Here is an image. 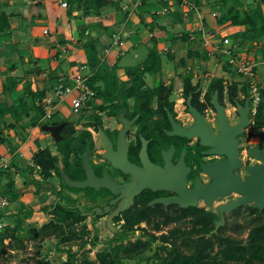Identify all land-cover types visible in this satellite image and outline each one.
<instances>
[{
  "label": "flooded vegetation",
  "instance_id": "flooded-vegetation-1",
  "mask_svg": "<svg viewBox=\"0 0 264 264\" xmlns=\"http://www.w3.org/2000/svg\"><path fill=\"white\" fill-rule=\"evenodd\" d=\"M174 65L175 71L172 73L174 80H180L181 83L178 90L180 89L182 98L176 100L181 101V111L175 100L170 97L167 99L168 103H165L164 99L160 101L154 96L149 109H137L131 98L126 100L114 98L110 101L100 98L93 109L77 110L79 112L76 113L77 118L73 117L74 120L70 117L53 120L51 117L38 122L53 126L61 124L58 130L53 131L56 136H58L57 131L62 136V139L55 141L50 133L44 132L51 138L55 149L62 154L61 162L58 161L60 182L55 186L48 183L40 173L36 174L37 168L32 167L30 175L33 178L26 182L24 188L22 187V190L33 192L46 199L51 197L48 203L45 201L42 205L45 206L46 215L42 223L50 221L51 212L60 206L82 217L72 225L77 230L97 228L99 223L102 224L103 228L111 232L113 238L116 236L117 239L115 238L111 244L113 245L116 240H122L123 243L136 240L124 241L121 237L127 233L123 230L131 222H133L132 228L135 235H139L145 228L153 227L156 223L157 230L180 222L191 226V216H179L177 213H181L182 209L196 207L204 216L210 215L214 218V228L219 220L217 207L239 196L232 190L227 196H220L219 191L210 188V185L214 183V176L218 180L220 191H225L229 189L226 185L228 174L232 176L234 184L237 176L240 181L249 177L248 166L262 164L261 160L250 155L248 149L254 147L257 152L264 149V133L257 132V130L264 132L262 108L260 116L257 113L259 104L262 106L264 104V94H260L259 90L257 110L253 115L251 93L242 88L245 82L243 78L240 82L232 75L235 70L231 66L226 69L223 63L220 68L222 75H220L210 72V68L204 63L198 67L193 63L179 62ZM161 70L159 68L155 72L158 76V83L155 86L171 87V74L167 77ZM185 78L190 80L187 96L182 93ZM209 92L210 96H208ZM215 94L217 102L223 107L229 126H234L239 121L238 104L244 106L247 103L248 125L235 136L237 142L234 147L223 143L210 148L202 145L198 137L187 138L174 134V125L187 129L195 122L194 116L188 109L187 100L189 99L191 106L204 117L209 134L218 136L220 127L217 122V110L212 103ZM161 105L163 109L160 108ZM181 114L185 117H181ZM67 141H70L69 147L66 145ZM106 144L109 145L112 156L132 166L134 172H126L116 167L111 159L106 158L104 156ZM79 147H85L84 151H72L66 154L68 148L78 149ZM211 150L214 152L209 153ZM236 151L240 166L236 167L233 164L234 166L229 167L231 162L226 163L229 155L225 153ZM86 155L96 186L79 188L67 186L61 169L67 172L65 174L71 180L84 181L87 178L83 168ZM65 158L68 161L67 166L64 163ZM180 175L179 179L184 180L183 188L186 191L201 186L206 195H212L214 192L216 197L212 199V204L208 205L201 197L197 198L196 205L188 207H181L176 203L166 205L161 202L153 203L159 198L179 196L175 187L177 186L176 177ZM53 176L58 175L54 172ZM105 182L110 186H106ZM251 208L260 214L264 212V208L261 210L254 208L252 203L243 205L224 213V225L228 215H238L241 210L249 212ZM91 212L92 214H89ZM211 234L208 233L207 236Z\"/></svg>",
  "mask_w": 264,
  "mask_h": 264
},
{
  "label": "trees",
  "instance_id": "trees-1",
  "mask_svg": "<svg viewBox=\"0 0 264 264\" xmlns=\"http://www.w3.org/2000/svg\"><path fill=\"white\" fill-rule=\"evenodd\" d=\"M33 1L39 2L38 0ZM145 1L146 0H140V4H143ZM222 1H224V5L220 7L221 12L216 16L217 24H229L238 27L236 32L229 35L232 41L236 42V51L241 52L250 50L259 39L264 37V8L256 4L246 9H240L242 6L241 0H231L229 5L226 3L227 0ZM166 2L167 0L162 3L164 7H166ZM66 3L69 4L70 9L76 7L82 11L83 15H89L99 14L100 9L108 4V1L66 0ZM115 7H117V1L115 2ZM182 12L183 9L178 5L176 14L179 16ZM128 13H130V11L126 10L125 16H127ZM167 13H169V11ZM10 16L11 13L0 11V33H8L10 31ZM151 39L154 41L153 37H151ZM243 45L247 47L246 50L243 49ZM82 46L86 56L84 65L88 70L87 84L95 90L94 86L96 82L103 81L104 83L103 89H96L97 94L95 91V96H100L104 101H110L114 98L120 100L131 98L134 100L137 109L151 108L150 104L154 96L158 97L160 101L164 99L163 102L168 103L167 99L172 92L171 87L166 88L162 85L146 87L144 80L145 73L157 71L160 68V53L154 46L149 48L147 58L144 60L145 64L142 67L126 68L124 70L125 74L128 76L126 80H120L119 77L116 78L113 69L114 66L106 65L104 60L98 57L94 39L87 38L82 42ZM168 56L173 59L172 54H168ZM190 56H194L195 58L199 57L200 60L202 59L199 52L193 53L190 51L186 57L181 59V63H186ZM224 64L227 69L229 64ZM19 83L20 80L16 76L6 75L5 81L1 84L2 90L0 94L2 93L4 98H0V124H4L8 128H15L24 118H28L31 112H34V115L30 116L29 119H31L33 124H37L40 119L38 116H42L39 102L44 96L43 90L32 91L29 86H26L25 94L18 99V103L8 104L6 96L15 92ZM242 88L246 92L250 90L246 82H243ZM189 90L190 80L185 78L183 95L187 96ZM260 94H264V87L260 88ZM28 96L31 98V105L28 104ZM208 96H210V92ZM160 108L163 109V106L161 105ZM261 108L262 105L259 104L257 110L258 116H260ZM7 116L11 118V121L6 122ZM7 141L8 138L0 134V145ZM66 145L69 147L70 141H67ZM84 149L85 147H79L78 149L68 148L66 154L72 151L83 152ZM59 150L62 149L59 148ZM14 156H16V153L12 155L11 163H9L7 167H0V170L4 169L9 173L11 172V167L16 166L17 171L24 176L21 168H18ZM31 158L32 163L29 166L31 169L32 167L37 168L44 180L48 181V179L53 176L54 172L60 177L58 159L48 148L37 150L32 154ZM64 163L66 166L68 165L67 158H65ZM28 181L29 179L26 180V182ZM13 184V180L4 184L2 192H13ZM15 192L16 190L13 193L15 194ZM14 197L15 198H12L11 196L10 203L13 202L12 199H17L18 195L17 198L16 195ZM21 205H23V203H21ZM18 212L19 211H16V213ZM256 212L257 210L251 208L249 210V216L252 217L246 221L247 223L243 226L236 221L235 226L232 228L233 231L239 233L246 230L247 234L245 238L221 234L225 225L220 227L217 233H212L210 236H207L213 229L214 218L210 215L204 216L196 207H190L182 209L179 214L177 213L179 216H191L192 223L189 229L175 227L170 230L169 233H160L158 235L149 233V236L144 240L138 238L135 241H128L127 243H123L122 240H116L110 247H105L97 251L92 259L89 258L85 252H81V257L78 259L77 253L72 252L71 249H60L66 252L67 256L63 262L53 263L49 260H45L42 264H127L126 261L128 259H133L144 253L151 248L152 242L156 240L162 243L160 248L165 251V254L160 255L155 251L150 258H144V263L137 261V264H264V212L262 214ZM51 214L52 219L50 221L44 222L41 225H28L25 228L22 227L21 218L16 215V222L12 224L8 222L0 232V247H3L5 242L8 241L7 245L10 248L23 249L27 246L29 241L32 240L35 242L34 244L37 248H39L41 247V243L50 239L55 240V245L57 247L60 245H67L70 241L77 239H81V248L88 243V239L84 238L85 235L88 234L87 230H77L72 226L82 218L81 216L66 211L60 206H57ZM132 224L133 222L126 226L123 231L134 232ZM151 228L157 230L158 224L156 223ZM95 240L96 237L93 238V242Z\"/></svg>",
  "mask_w": 264,
  "mask_h": 264
},
{
  "label": "crops",
  "instance_id": "crops-1",
  "mask_svg": "<svg viewBox=\"0 0 264 264\" xmlns=\"http://www.w3.org/2000/svg\"><path fill=\"white\" fill-rule=\"evenodd\" d=\"M38 1L0 0V11L11 13L10 31L0 33V58L15 54L20 62L12 61L7 71L0 64V73L5 71V76H16L20 80L16 91L9 96L11 101H17L14 104L25 94L26 86L32 91L43 90L44 95H48L59 78L84 64L86 56L82 42L87 38L94 39L98 57L103 58L108 66L117 63L121 52L141 44L147 50L154 46L159 53L164 50L165 54H172L174 64L181 63L190 51L199 52L201 63L207 66L220 39L238 30V27L229 24L218 25L217 18L212 17V12L220 14V7L224 5L222 0H185L192 3L194 9L187 13L183 11L179 16L176 11L183 0H167V14L160 13L165 0H146L143 4H136L137 0H107L108 4L100 9L99 14L89 15H83L78 8L70 9L69 4L63 7L61 3L66 0ZM116 1L117 7L110 14H102L103 8L115 6ZM241 2L240 9L256 4L264 8V0ZM226 3L229 5L231 0ZM126 10L130 11L127 16ZM116 31L123 35L124 44L121 47L112 44L111 34ZM244 52L258 59L264 56V46L255 45V48ZM191 61L189 58L186 63ZM24 70L25 75H17ZM236 80L241 82L242 77L236 76ZM27 100L31 105L29 96ZM16 150L9 152L11 157L8 151L5 152L8 156H0V162L11 163ZM13 169L17 167L12 166L10 171Z\"/></svg>",
  "mask_w": 264,
  "mask_h": 264
},
{
  "label": "rangeland",
  "instance_id": "rangeland-1",
  "mask_svg": "<svg viewBox=\"0 0 264 264\" xmlns=\"http://www.w3.org/2000/svg\"><path fill=\"white\" fill-rule=\"evenodd\" d=\"M253 6V5H252ZM76 8V7H75ZM115 9V6H109L103 8L102 14H110ZM230 37V36H229ZM123 38V35H122ZM231 38V37H230ZM264 38V37H262ZM221 40V39H220ZM255 45L264 46V39H259L256 44L253 45L255 48ZM244 46V45H243ZM246 46H244V50H246ZM261 48V47H260ZM214 51V50H213ZM249 51V50H247ZM165 51L162 50V53H160V68L162 69V73L168 77V74H171L170 77V84L172 87V92L170 95V98L172 100H175L174 102L178 104L179 111H181L182 107L180 106L182 94L178 90V88L181 86L180 80L176 81L174 80L173 72L175 71V65L174 61L171 57H169L167 54L164 53ZM241 54H246L244 51L240 52ZM148 50L144 47V45H138L137 48H130L128 51L121 52L119 58H117V63L114 65V73L116 75V78L119 77L120 80H126L128 77L124 70L126 68H132V67H142L145 62L144 60L147 58ZM212 57L209 59V64L207 67L210 68V72H214L215 74L222 75V72L220 68L222 67V60L223 58L220 57V55L217 52H214L211 54ZM243 56V55H242ZM189 58L192 59V63L194 66L198 67L201 64L200 58H195L194 56L188 57L187 61H189ZM195 58V59H193ZM252 58V57H250ZM17 55L12 54L9 56H3L0 58V64L1 67H3L4 70H8L10 67V63L14 61V63L20 64V62L17 61ZM186 61V62H187ZM189 63V62H188ZM107 65V63L105 62ZM104 64V65H105ZM77 67V66H76ZM224 68V67H223ZM27 71V69H26ZM75 70L73 71V73ZM156 71H150L145 73L144 80L146 83V86L153 87L158 83L157 80V74H155ZM259 73V84L261 87H264V69L261 68L260 71H257ZM12 74L14 72H11ZM17 73V72H16ZM26 74L25 70L20 71L17 73V75ZM82 76L88 75V70L81 71ZM233 76H238L236 72L232 73ZM5 71L0 73V83L5 81ZM207 79V78H203ZM119 81V80H118ZM242 82V81H241ZM71 84V83H70ZM119 85H122L118 83ZM95 91L97 94L98 88L103 89L104 83L103 81H98L95 84ZM250 94V90H248ZM51 94V93H49ZM10 95L6 96V101L8 103H15L17 101L10 100ZM0 98H4V95L0 94ZM100 96H95L90 100V103L93 105V108L96 106L97 102L100 101ZM98 99V100H97ZM80 109L79 111H81ZM73 112V109L71 108V105L69 103V100L66 99L64 103L61 104V108L58 109L57 113L52 117L53 120L58 118H64V117H70L71 120H74V118H77V112ZM71 114V115H70ZM34 112H31L30 116H33ZM29 116V117H30ZM185 117V115L181 114V117ZM38 117H41L38 116ZM74 117V118H73ZM11 121V118L7 116L6 122ZM47 121V120H46ZM37 122V121H36ZM40 124H33L31 122V119L24 118L20 123H18L15 128H8L4 124H0V130L2 135H5L8 138V141L5 142V144L0 145V156H8L5 152L9 154L11 157V153H9L11 150L12 153L18 149V152L16 150V156H14V160L17 165H19V168H21V171L23 172L24 176L16 170L13 169L12 172H9L7 170H0V192L5 195L9 201L12 198H15L14 196L18 195L17 199H12L13 202L12 208L3 207L0 208V218L3 221H8L10 224L16 222L17 216L21 218L22 227L25 228L28 225H35V224H41L45 218V212L44 207L42 206L45 204V201L48 203L51 200V197L49 199H46V197L35 195V193L22 190L25 187L26 180L32 179L33 177L30 175L31 167L29 166L32 163V154L37 151V149H44L48 148L50 152L53 155H56L59 162L62 160V154L58 152L57 149L53 146L51 142V138L44 134L43 131L40 130ZM4 125V126H2ZM7 161V160H5ZM36 174H39V170L37 169ZM10 175V176H9ZM60 177L58 176H51L48 179V183L58 184L60 182ZM10 180H13L14 184V191L16 190L15 194L11 191H5L2 192V188L4 184H7ZM34 180V179H33ZM42 182V181H41ZM23 187V188H22ZM23 203V205H21ZM16 211H19L16 213ZM5 212H10L9 214H6ZM236 212V210H235ZM5 213V214H3ZM17 215V216H16ZM252 216H249L248 210H241V212L238 215L232 214L228 215L226 217V223L225 228L222 230L223 235H232L237 236L239 238H245L247 231L244 232H235L232 230V228L235 226L236 221L243 226L248 219H250ZM185 228L189 229L190 224L180 222L177 223V225L171 224L170 226H167L166 228H161L160 230H153L151 227L145 228L143 231L139 233V235H135L133 231H128L127 233H124L123 236H121L124 241L127 240H135L137 238H140L142 240L146 239L149 235V233H154L156 235L160 233H169L170 230L173 228ZM88 234L85 235L84 238L88 239V243L81 248V239L72 240L67 245H55V240L50 239L46 240L43 243H41V247L37 248V246L34 244V241H29L27 246L23 249H12L7 245V242L3 245V247H0V264H42L45 260H49L53 263H61L66 259V252L61 251L62 249H71L72 252L77 253V258L79 259L81 257L80 253L85 252V254L89 258H94L95 253L105 247H110L112 242L115 240L116 236L113 238L111 232L103 228L102 224L99 223L97 228H89L87 230ZM125 232V231H123ZM22 234V233H21ZM96 237V240L93 242V238ZM117 239V238H116ZM162 243L159 240H156L152 242L151 248L146 250L144 253L136 256L133 259H128L126 261L127 264H137V261H140L144 263L145 257H149L156 251L160 255H164L165 251L160 248V245ZM61 249V250H60ZM39 250V252H38Z\"/></svg>",
  "mask_w": 264,
  "mask_h": 264
},
{
  "label": "water",
  "instance_id": "water-1",
  "mask_svg": "<svg viewBox=\"0 0 264 264\" xmlns=\"http://www.w3.org/2000/svg\"><path fill=\"white\" fill-rule=\"evenodd\" d=\"M212 103L217 110V122L220 127V134L218 136H212L209 134L206 122L204 117L190 104V100H187L188 109L194 116L195 122L189 128L185 129L179 125H174V134L179 136H184L187 138L198 137L200 143L205 146H209L210 148L217 147L218 144L228 143L231 147L236 145L237 140L235 136L242 132V129L248 125V113H247V103L244 106L238 104L239 108V121L234 126H229L226 120V117L223 113V107L217 102L216 94L212 99ZM261 114L263 117L264 123V104L262 106ZM170 119L172 120L171 115L169 114ZM173 121V120H172ZM61 125V124H60ZM60 125H49L47 123H43L40 126V130L43 132H48L55 138V141H59L62 139V136L55 135L54 129L58 130ZM258 133H264L261 130H257ZM214 152L213 150L209 151V153ZM248 152L251 156L256 159L261 160L262 164H258L256 166H248L247 170L249 172V177L246 180H239L238 176L236 177L235 183H232V176L230 174L226 177V185L229 189L225 191H220V185L218 180L214 176V183L210 185V188L215 191H219L220 196H227L231 190L236 192L239 196L234 200H229L224 204H220L217 207L219 220L216 222L213 230L210 231L214 233L220 226L224 225V213L231 212L232 210L252 203L254 208H259L260 210L264 208V149L261 152H257L254 147H250ZM229 155L226 163L231 162L229 167L236 165V167L240 166V162L237 159L238 152L228 153ZM104 156L108 159H111L113 164L116 167L122 168L126 172H134V168L127 163H125L122 159H115L109 151V145L106 144ZM233 161V162H232ZM83 168L87 175V178L84 181H74L71 180L64 172V169H61V174L63 176V180L65 184L69 187H86V186H96L95 180L92 175V170L87 161V155L84 157ZM229 171V170H228ZM180 176H177V186L175 187L176 192L179 196L176 197H168V198H159L153 201V203L161 202L163 204L176 203L181 207L194 206L197 203V198L201 197L208 204H212V199L216 197V194L212 192V195H206L205 190L201 186H196L192 190H185L183 188V179H179ZM106 186L108 185L106 182L104 183ZM99 213V212H97ZM86 214V213H85ZM89 214H92L89 213ZM84 215V214H83Z\"/></svg>",
  "mask_w": 264,
  "mask_h": 264
},
{
  "label": "built area",
  "instance_id": "built-area-1",
  "mask_svg": "<svg viewBox=\"0 0 264 264\" xmlns=\"http://www.w3.org/2000/svg\"><path fill=\"white\" fill-rule=\"evenodd\" d=\"M140 0L136 1L139 4ZM63 7L67 6L66 2H62ZM179 6L183 9L184 13H187L191 9H194V5L188 1L183 0ZM169 8L164 7L160 13H167ZM212 17H216V12H212ZM46 32V30H44ZM112 44L116 46H123L124 40L119 32H113L111 34ZM214 52H217L223 63H228L237 75L243 78L248 84L251 97H252V108L251 113L254 115L257 110V103L259 100V90L261 86L259 84V73L261 68L264 69V56L260 58H250L247 55H243L236 51V45L228 35H224L220 42L215 46ZM103 59V58H101ZM86 68L84 64H81L73 73L66 75L63 78H59L58 84L51 89V94L44 95L40 102V108L42 110L41 119H50L53 117L59 107L66 99L69 100L73 111L80 109L90 110L93 109V105L90 100L95 97V90L87 84V76H82L81 71ZM71 83V84H70ZM7 163L0 162V167H7ZM12 208L9 199L0 192V208L8 207ZM9 214L10 212H5ZM1 215V214H0ZM8 224V221H3L0 218V232Z\"/></svg>",
  "mask_w": 264,
  "mask_h": 264
}]
</instances>
